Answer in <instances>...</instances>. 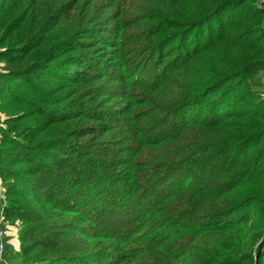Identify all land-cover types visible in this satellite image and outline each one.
Returning <instances> with one entry per match:
<instances>
[{"label": "trees", "instance_id": "trees-1", "mask_svg": "<svg viewBox=\"0 0 264 264\" xmlns=\"http://www.w3.org/2000/svg\"><path fill=\"white\" fill-rule=\"evenodd\" d=\"M0 264H264V0H0Z\"/></svg>", "mask_w": 264, "mask_h": 264}, {"label": "built area", "instance_id": "built-area-1", "mask_svg": "<svg viewBox=\"0 0 264 264\" xmlns=\"http://www.w3.org/2000/svg\"><path fill=\"white\" fill-rule=\"evenodd\" d=\"M10 226H8L3 213H0V260L4 258L7 239L10 237Z\"/></svg>", "mask_w": 264, "mask_h": 264}, {"label": "rangeland", "instance_id": "rangeland-1", "mask_svg": "<svg viewBox=\"0 0 264 264\" xmlns=\"http://www.w3.org/2000/svg\"><path fill=\"white\" fill-rule=\"evenodd\" d=\"M10 228H11V227H10ZM10 231H11V235H10V237L13 238L12 241H14V242H16V243L18 244V245H17V248H18V247H19V241H18V239H17L15 229H14V228H13V229L11 228Z\"/></svg>", "mask_w": 264, "mask_h": 264}, {"label": "crops", "instance_id": "crops-1", "mask_svg": "<svg viewBox=\"0 0 264 264\" xmlns=\"http://www.w3.org/2000/svg\"><path fill=\"white\" fill-rule=\"evenodd\" d=\"M10 233H11V231H10ZM10 238V237H9ZM13 240V238L12 239H10V241H9V243H10V245L11 246H13V247H15V248H17V243L16 242H14V241H12Z\"/></svg>", "mask_w": 264, "mask_h": 264}]
</instances>
